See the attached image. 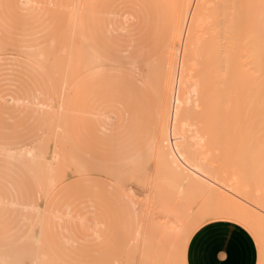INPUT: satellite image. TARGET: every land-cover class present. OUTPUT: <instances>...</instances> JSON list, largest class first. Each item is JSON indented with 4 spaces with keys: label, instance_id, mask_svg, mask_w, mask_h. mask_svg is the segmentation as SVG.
<instances>
[{
    "label": "rangeland",
    "instance_id": "1",
    "mask_svg": "<svg viewBox=\"0 0 264 264\" xmlns=\"http://www.w3.org/2000/svg\"><path fill=\"white\" fill-rule=\"evenodd\" d=\"M175 8L174 0H0V149L2 148L4 152V154L0 153V256H6L9 259L17 257L22 261V264H31V258L24 257L23 259L21 257V250L23 247L29 246L28 243L40 246V249L49 250L61 264H149L150 261H152L151 264L169 263L167 259L168 263L166 261L156 262V255H153L155 254L154 248L144 249L141 254L140 250L135 251L134 242L136 241L139 217L137 218V210L130 202V195H133L134 201H141L142 182L146 178H151L152 170L155 168L154 164L158 165L160 161L158 162L154 157L151 159L148 150L144 152L148 143L155 136L159 121L157 120L154 93L148 90L144 84L143 76H140L136 71L133 72L131 68L132 65H135L136 69L140 68L139 66H142L143 63L160 55L171 43L176 26L179 25V12H177V8L175 11ZM76 20H78L79 35L82 36L84 44L108 62L97 75L87 76L81 72L77 64L66 63L69 45L72 44L74 55H79L78 52L82 48L80 46L81 39L77 35L71 36L70 34ZM204 26H201L202 28L199 30L203 29L202 33H198L201 39L205 37L208 23H205ZM55 39L57 44L54 52L45 53L43 56L38 54L39 47L49 45ZM198 47L201 49L202 46ZM35 48L37 49L35 50ZM204 49L206 50L205 46ZM3 51L7 52L2 54ZM234 52L232 50V54L235 56ZM239 54L236 55L240 57L242 54L240 56ZM199 55L196 56L198 60L194 61V64L191 63L192 70L188 69L189 75L193 74L194 77H192L196 80L195 89L198 93L195 95L198 96L197 99L201 100L199 97L203 94L200 95V92H206L207 87H212L210 84L215 85L214 79H217L221 73L223 80L221 83L218 82L221 79L216 81L215 87H218L217 82L218 85L224 83V85L222 84L223 88L227 90V92L224 91L226 92L225 98L228 93L230 94L227 95L228 98H224V104L227 102L228 107L226 109L224 104L215 103L219 105L218 108L221 107L219 110L221 112L217 111L218 109L213 103L217 101L209 99L213 98L211 92L215 91V88L204 94L206 96L211 93L208 97H201L203 100L208 98L203 103L201 100L197 105L196 101L194 103L196 109L193 105L192 114H190L192 116L188 117L191 123L193 120V123L188 125L193 126L181 133V130H178L185 139L180 138L182 137L180 135L178 137L183 139L181 141L188 142L190 141L188 137L193 136V133L200 132L199 135L204 137L203 143L198 146L185 142L183 145L178 144L181 147L180 154L182 152L184 154L187 150L193 151V153L196 151L198 153L194 155L197 157H206L207 161L204 164L206 172L207 168H211L212 172L215 167L217 170L214 171L222 172L220 174L222 177L225 174L227 180L228 178L238 179L241 176L239 182L242 181V176L244 180L245 178L249 180L252 177L250 182L242 181L244 186L240 188V191L247 190V194L250 193V196L253 193L258 195L259 189L260 193H264V181L261 176L257 178L255 174L251 173L255 169L252 170L254 166L252 161L254 159L256 161L258 156H260L258 160H262L264 156V147H262L264 144L261 143L264 142V138H261L264 135V108H257L261 103H258V98V102L255 101L259 95H254L255 99L248 96V100L247 95L249 94L246 93L249 92H246L248 90L245 89L246 84H252V81L256 84V81L264 82V78L261 77L263 74L258 75L259 72L264 71V67L257 72V69H252L251 66L243 64L244 67L239 62L237 67L236 62V66L232 62L233 66L228 65L230 67L227 70L224 69V63V66L220 68V64L219 68L224 69L222 71L226 74L224 75L219 69V73L215 74L218 76L215 78L213 72L216 73V70L214 71L213 67L209 65L210 62H213L209 60L208 64L205 63L202 66L204 57H201L203 55L201 52ZM196 57L195 59H197ZM223 57L225 58V55ZM230 59H228L229 64L232 61ZM225 62L227 61L225 60ZM237 68H240L241 71ZM237 74L243 75L238 77ZM251 74L256 78L249 76ZM228 75L230 76L228 77ZM206 76L209 80H213L208 81ZM200 78L202 79L200 80ZM225 78L228 80L227 82ZM231 80L234 81L231 82ZM205 82L207 87L204 88ZM241 82H243V86H241ZM239 84H241V88L238 87ZM261 84L259 83V85ZM228 85L231 86L230 89H228ZM262 85L264 87V83ZM250 86L248 85L247 89L249 88L252 92L253 88L251 87V89ZM242 90L243 92L246 90L244 94L242 93L246 97L241 94ZM256 90L260 92L261 96L264 93V88L261 89L262 93L260 90ZM220 91L219 93L215 91V93L221 94L223 90ZM222 97L220 100L223 99ZM214 98L218 100V96H214ZM260 100L264 101L261 97ZM209 101L215 108L211 107L212 104ZM205 102H208V106L204 104ZM255 105L257 106L255 107ZM250 106L254 108L252 109ZM241 108L243 112H241ZM248 108H251V111ZM222 109L224 114L220 115L223 113ZM203 115H209L211 118L206 117L210 120ZM213 115L214 117H212ZM223 115L225 117L222 118ZM256 115L258 116L256 117ZM58 118L62 119L58 120ZM205 118L209 122L204 121ZM256 118L261 121L259 122ZM212 120L219 124H209L213 122ZM59 122L63 126H60ZM246 123H248V127L244 126ZM258 124L260 128H258ZM222 125H224L223 129L227 127L229 131L227 128L224 129L225 133L217 131H221ZM203 129L206 130V134ZM247 130L248 132L250 130V134L253 136H250ZM247 133L248 137L245 135ZM256 137L258 140H263L257 142ZM245 139L248 141H244ZM53 142L56 145H52ZM241 142L244 144L249 142L254 149L257 146L254 142H257L258 145L260 143L262 146L259 145L260 150L256 151L261 154L257 155L258 153L254 150L255 154L253 152L252 154L257 157H252L250 153L253 148L246 143L247 149L242 147L243 151H246L244 154L248 156L249 151L247 150L250 149V158L254 159L249 162L250 159L247 157L245 160L246 157L239 148L245 146L244 144L239 146ZM24 145L36 147L38 152L44 149V151H48V148L50 149L52 146H59L57 148L60 150L62 148V152L68 150L63 153L70 157L69 159H73L72 162H79L81 156L86 155L88 157L86 171L78 172L71 164L69 166L72 167H67V172H63L64 176L61 174L60 180L57 178L58 181L55 178L51 189L48 188L47 191L44 189V191L45 183L40 184L41 180L39 181V177H41L39 168L28 167L25 158L21 157L22 159L18 161L15 158L7 157L4 151L5 149L14 152L18 149L17 152H19L23 148L20 146ZM69 145L72 148H68ZM261 149L262 152H259ZM193 153L189 154L191 158L186 153L185 156L181 154L183 159L189 156V159L183 160V162H190L194 165L195 161L192 162V160L193 157H196L192 156ZM17 154L20 155V153ZM15 155L13 156L17 157ZM241 157L244 160L241 161ZM154 161L157 162L154 163ZM238 161L248 163L251 167L247 169L250 168L249 171L252 175L249 173L246 175L248 170L245 171V167L247 166L243 164L242 167ZM260 162H264V159ZM262 164L258 163V168ZM237 166L243 168L242 172L239 170L243 174L237 172ZM255 167L257 168L256 165ZM261 168L264 169V167ZM156 169L152 178H161L162 174L159 175L162 172L161 168ZM87 173L89 174L87 175ZM258 174H262V172ZM209 175L211 176V174ZM248 175L251 176L249 179ZM178 177L180 178H178L177 184L180 185V188L186 190L193 188V182L186 180L183 175ZM262 178L264 180L263 176ZM258 180L262 181V185ZM128 186L133 189L132 194L126 191ZM255 186L257 189L252 188ZM215 192L217 194V191ZM230 223L241 228L244 227L243 229L250 236L252 235L258 252L257 264H264V247L261 249L258 245L259 242L254 239L253 233L239 223L234 221ZM141 255H147L148 258L145 256L147 259H143ZM150 256H152V260ZM140 259L143 262H140ZM172 261V264H177L178 258L175 257Z\"/></svg>",
    "mask_w": 264,
    "mask_h": 264
},
{
    "label": "bare ground",
    "instance_id": "2",
    "mask_svg": "<svg viewBox=\"0 0 264 264\" xmlns=\"http://www.w3.org/2000/svg\"><path fill=\"white\" fill-rule=\"evenodd\" d=\"M174 2L176 4L177 12H179L178 13L179 14V18H178L179 19V21H178L179 25L177 26L176 32L173 35L171 43L153 61L142 65L143 67L139 66L140 68H137L138 70L136 69L135 66H132V68H131V69H133L132 70L133 72L136 71L140 74V76H143L142 77V78H144L143 82L145 80L144 84H146V86L148 87V90H150L152 93H154V97H155L154 100L156 102V107H157V120H159V121L157 122L158 124H157V128H156L155 136H153L154 138L148 143L147 149L144 150V152L148 150V155H150V158L154 157L158 162L160 161L158 165H160L161 167H159L157 165V163H156L157 161H154V163H156V165L154 164L153 167H155L157 169L161 168V171H162L159 173V175L162 174L161 178H152V177H154L153 174L155 172L154 171L155 168H154V170L151 169L153 171L151 178H146L142 182V199H141V201H139V202L134 201L133 195L132 196L130 195V201L132 203V206L137 210L136 211L137 218L139 217L138 229H137L136 238H135L136 241L134 242L135 249H136L135 251L140 250L139 252L141 254V253H143L144 249L154 248L155 254H153L151 252L150 253L153 255H156V258H155L156 262L162 263L164 259H169V263L167 262L168 260L166 261V263L171 264L170 261L175 259V257H177L178 258L177 264H184L183 263L184 251H185V247H186V244H187L189 238L199 227H202V225L206 224L207 222H212V221L213 222H216V221L217 222L218 221H234L236 223H239V224L247 227L253 233L254 239L257 242H259L258 245H260V247L262 249V247H264V193L262 191H261L262 193H260L259 192L260 189H259L257 191L258 195H255L253 193V195L250 196L249 195L250 193L247 194L248 193L247 190L246 191H242V190L240 191V188L244 186V182L242 183V181H245V180L249 181V182L251 181L252 177L249 176L251 173L255 174V176L257 178H258V176H259V178L261 176L262 181H264L262 178V176L264 177V173H263L264 169L261 168V167H264V166H262V165H264V162H260L264 159V156H263L262 160L261 159L258 160L260 156H258V158H256L257 156L256 155L253 156V154H252V152L254 150L255 151L260 150V146H262V145H260V143H259V145H260L259 146L257 144V142L262 141L263 139L258 140L257 139L258 137H256L257 142H254V144L257 145L256 149H254L252 146H250L251 144H249V142H251V141L246 142L247 144H249V147L253 148L251 153H250V149H248L247 151H249V153L252 154V157L256 158V161H254L255 160L254 158H253L254 160L250 158V154L248 152H247L248 156L246 154H244V152H246V151H243L242 147H245V150H246L248 147V145L246 143L244 144V142L243 143L241 142L239 144V146L241 144H244L245 146H241V147L237 146L240 148V151L246 157L245 158L243 156L245 158V160L247 159V157H248V159H250V160H248L249 162L253 160L252 161L253 163L251 162L254 165L252 170L255 168L254 169L255 171L253 170V172L250 173V171H249L250 168H249V170L247 168L251 167V166H249L248 163L247 164L244 162L240 163L238 161L242 167L244 166L243 164H245L247 166V167H245L246 168L245 171L248 170V172L246 171V175L249 173V175L247 176L248 179H249V177H251L249 180H247L246 178L244 180L243 176H242V181L240 180V182H239V179L241 176L238 179L235 177L236 179L228 178V180H227V179H225V176H224L225 174L222 177L220 175L222 172L217 173L214 171V170H217V169H215V167L213 168L212 172H211V168L210 169L207 168L206 169L207 172L210 171V173H207L205 171V168H204V164H206L205 161H207V160H205L206 157H203V156L197 157L196 155H194V154L198 153L196 151H194V153H193V151L189 152V150H187V152H184V154L185 153L188 154V152H189V154L193 153L192 156L196 157V158L193 157V160H192V162L195 161L194 165L190 162H188V163L183 162V160L186 161V159L191 158V156L188 154L190 157L188 156L189 157L188 158L186 156V158L184 157L185 159H183L181 157V154H182V156H185V155L183 154V152L180 154L181 151L179 149H181V147L178 144L183 145L185 140L184 141H181V140H183L185 138H183V136L179 134L178 130L179 131L181 130L180 131V133H181L182 131L188 130L189 127L193 126V125H188V124L193 123V120H192V123L188 120L189 115L192 114V109H191L192 106L194 105V103L196 101H197L196 103L198 105L199 101L203 100L204 97L205 98L208 97L211 93H212L211 96H213V98L210 97L209 99H211V101L212 100L217 101V102H213V103L217 107V109H218L217 111L221 112V111H219V110H221V107L218 108L219 105L218 104L216 105L215 103L220 102L223 105L225 99L228 98L227 95H230L228 93L226 95V98H225L224 95L226 94L227 90H226V88H225V90L223 88L224 83H222L223 85L220 84L221 86L218 85V82L221 83V81L223 80L222 74L219 73V71L221 70L220 68H222V66H224V63H225L224 69H227L228 67L233 66V65L236 66V64L238 67L239 62H240V65H242V66L246 65V66H251L252 69H254V68L257 69V72H258V70L261 71L260 69H263V67H264V0H174ZM204 19L206 21L202 22V20H204ZM77 23H78V20H76V22L73 24V27L70 31V34H71V36L77 35L81 39L82 36L79 35L80 32H79V28H78L79 26ZM205 23H208V27L206 28V32L204 34L205 37L203 35L204 38L201 39L199 37L198 33H200V32L202 33L203 29L201 31H199V30H200V28H202L201 26H204ZM70 42H72L71 39H70ZM81 42H82V44H80V46H82V48L78 52L79 55H74L72 52V46H71L72 44L69 45L70 48L67 50L68 51V54H67L68 57H66V63H70L71 65L77 64V67L81 70V72L87 76H91V75H95V74L97 75V73L102 71L101 70L102 67L104 65H106L108 62H106L105 60H103V59L99 58L97 55H95L91 51V49L84 44V40L82 41V39H81ZM56 44H57V40H54L51 44L49 43V45H45L43 47L38 48V51H39L38 54L43 56L45 53L54 52ZM199 45L202 46L203 48L200 47L201 49H199V47H198ZM204 46H205L206 50L204 49ZM0 48H1V46H0ZM5 49H6V46H5ZM36 49L37 48H35V50ZM198 49L201 52V54H203L201 57H204V59H203L204 62L202 61V66H203V64L205 65V63H207L210 60L213 63L208 62L209 65L213 67L214 71L216 70L215 71L216 73L213 72L215 78H217V76H218L215 74H218V73L220 74L217 79H214L215 85H216V81L221 79L217 82L218 87H215L214 84L213 85L210 84V86H212V87L208 88L206 85V82H205L206 86L203 85V87L204 88L207 87L206 89H208L209 92H211L210 89H213V88H215V91L217 93H219L221 88L223 90V91L221 90L222 91L221 94H217V93H215V91H212L209 95L207 94L206 96L204 94H206L208 90H206V92H204V93L199 91L200 95L203 94V96H201L203 98L199 97L201 100H198L197 99L198 96L195 95L196 93H198V92H196V89H195L196 80L193 78L194 77L193 74L189 75V73H188V69L189 68L191 69L190 66H192V64H194L196 62V60H198V58L196 57L197 55L200 54ZM27 50H29V49H27ZM202 50H203V52H202ZM204 50H205V52H204ZM232 50L235 51L234 53H235V56H237V57H235L232 54ZM5 52H7V51H5ZM5 52L3 51L2 54H4ZM19 52H21V51H19ZM225 53H227V54H225ZM239 53H241L242 55ZM31 54H32V52H31ZM223 54L225 55V58L223 57L224 56ZM236 54H239V56L240 55L241 56L238 57V55H236ZM20 55H23V54H20ZM25 55H28V54H25ZM40 55H38V56H40ZM226 55H228V56L226 57ZM27 57H29V56H27ZM195 57L197 59H195ZM230 58H232V59H230ZM29 59H30V57H29ZM228 59H230V61L232 60L230 64H229ZM225 60L228 63L225 62ZM242 60H243V62H242ZM47 61H48V59H47ZM235 62H236V64H235ZM207 64H206V67H207ZM228 65H230V66H228ZM217 69H218V71H217ZM224 69H222V70H224ZM237 69H240V68H237ZM227 70H229V69H227ZM243 70H244V68H243ZM240 71H241V69H240ZM252 71H254V70H252ZM222 72L224 73V71H222ZM230 72H232V71H230ZM242 72H244V71H242ZM208 74H209V72H208ZM225 74L226 73H224V75ZM243 74H240V75L237 74V75H238V77H241V75H243ZM259 74H260V76L263 74L261 77L264 78V71H262V73L259 72L258 75ZM204 75H205V73H204ZM229 76L230 75H228V77ZM249 76H252V74ZM228 77H227V79H228ZM252 77H255V76H252ZM201 79L202 78H200V80ZM207 79H208V77H207ZM227 79L225 80L226 82L228 81ZM232 79H234V78L232 77ZM212 80L208 79V81H210V82ZM258 80H259V77H258ZM233 81L234 80H231V82H233ZM256 82H257V84L254 83V81H252L253 85L251 83L246 84L245 89L248 91L244 90V92L245 91L249 92V93H246V94H249V95H247V99H248V96H251L250 97L251 99L252 98L255 99V97L257 95H259L261 97V99H264V93H262L263 90H261L262 88H264V87H262L263 86L262 84L264 82L263 81L259 82L260 84L263 82L261 85H259L258 81H256ZM241 83H242V85L239 84V86H238L239 88H241V86L244 85L243 82H241ZM227 84H229V83H227ZM250 84H251V86H250ZM234 85H236V84H234ZM248 85L250 86V88L251 87L253 88L252 92L257 91L256 89L260 90L262 93V96H261L259 91L254 92V93L250 92L249 88L247 89ZM230 87L231 86H229V88L228 87L227 88L230 89ZM254 87L256 88L255 90H254ZM204 88H203V90H205ZM219 88H220V90H219ZM234 89H235V86H234ZM234 89H233V92H234ZM199 90H201V89H199ZM224 91H226V92H224ZM229 91H231V90H229ZM244 92L242 90L241 94L242 93L244 94ZM258 92H259V94H258ZM231 93H232V91H231ZM254 95H256V96H254ZM214 96L215 97L218 96V100L216 98H214ZM220 96L221 97L224 96V97H222L223 102H221L222 100H220L221 99ZM259 96L256 97L255 101L258 102V100H257V98H258L259 99L258 103L261 102L260 106L255 105V107L257 106V108L260 107V109H262V108H264V101L260 100ZM219 97H220V99H219ZM244 97H246V95ZM207 99H205V100H207ZM205 100H203L202 103ZM229 100H230V98H229ZM211 101H209L212 104V106L211 105L210 106L213 107V103ZM242 102H243V100H242ZM252 103H254V102L252 101ZM204 104L206 106H208L207 105L208 102H205ZM225 104H224V107L226 106V109H227V107H228L227 102ZM200 106H201V103H200ZM215 106L213 108H215ZM239 106L241 107V105H239ZM253 106L252 107L250 106V107L253 109L254 108ZM59 107L62 108L61 106H59ZM194 107H195V105H194ZM222 108H223V106H222ZM251 108L250 109L248 108V109L251 111ZM55 109H57L56 106H55ZM195 109H196V107H195ZM210 110H212V109H210ZM214 110H215V113H217L216 109H214ZM236 110H237V107H236ZM241 110H242V108H241ZM56 111H59V110H56ZM222 111H223V109H222ZM263 111H264V109H263ZM241 112H243V110ZM210 113H212V111H210ZM260 113H262V112H260ZM222 114H224V111L220 115H222ZM254 114H257V113H254ZM214 115L212 117H214ZM190 116H192V115H190ZM206 116L209 117V115H205L204 117H206ZM216 116H217V114H216ZM251 116H253V114H251ZM257 116L258 115H256V117ZM208 117H206V118H208ZM223 117H225V116L223 115L222 118ZM206 118L204 121H207ZM209 118H211V117H209ZM218 118H219V116H218ZM263 118H264V116H263ZM59 119H62V118H58V120ZM209 120L207 122H209ZM228 120H230V119H228ZM239 120H241V119H239ZM256 120L259 121V118L258 119L256 118ZM219 121H221V120H219ZM224 122H225V120L223 121V123ZM62 123H64V121ZM196 123H197V121H196ZM217 123L218 122L215 123L213 121L212 123H209V124L212 125V124H217ZM220 123L223 124L222 122H220ZM228 123H230V122H228ZM232 123L234 124V122H232ZM198 124H197V126H198ZM247 124L248 123H246V125H244V126L248 127ZM263 124H264V119H263ZM59 125L63 126V124H60V122H59ZM211 125H206V126L210 127ZM229 125H231V123ZM223 126L224 125H222L221 128ZM225 126H226V124H225ZM52 127H54V126H52ZM249 127H251V126H249ZM221 128H219V129H221ZM226 128L227 127H225L224 129L226 130ZM258 128H260L259 124H258ZM59 129H61V128H59ZM224 129L222 128L221 131L220 130H217V131H219V132L223 131L224 132ZM230 130H231V128H230ZM197 131H199V130H197ZM205 131L206 130H204V132ZM217 131H216V133H217ZM227 131H229V129ZM186 132H184V133H186ZM201 132H202V130H201ZM247 132H248V130H247ZM184 133H182V134H184ZM199 133H195V134L193 133V136L188 135V136H191L190 138L188 137V139H190V141H188V142L186 141L185 143H187L189 145H194V146L195 145L198 146V145L202 144L204 137L200 136ZM213 133H215V132H213ZM248 133L250 134V130ZM248 133L245 135L247 136ZM263 133H264V131H263ZM43 134H45V133H43ZM205 134H206V132H205ZM227 134H228V132H227ZM179 135L182 136L180 138H183V139H180L178 137ZM251 135L252 134H250V136ZM256 136H257V133H256ZM262 136H261V138H264V135H262ZM208 137L210 138V136H208ZM205 138H206V135H205ZM241 139L243 140L244 137ZM244 141H248V140L245 139ZM54 142L52 143V145L54 144ZM180 142H182V143H180ZM261 143L264 144L263 141ZM32 145H33V143H32ZM54 145H56V144H54ZM203 145H205V144H203ZM24 146H20V147H23L22 149L19 147L21 149L19 152H17L18 149L15 150L17 147L16 148L14 147L15 148L14 152L20 153V155L17 153H14L13 151H12L13 152L12 153L10 150L7 151L4 148L3 149L6 152L7 157L15 158V160H18V161L21 160L22 158H25V160L27 161L28 167H32V168L38 167L39 168V171H40L39 176H41V177H39L40 178L39 181L41 180L40 184L45 183V188H43V190L50 188L53 185L55 178H56V180H57V178H59V180H60V178H61L60 175L61 174L63 175L65 172H67L66 169H67V167H72V166H69L71 164L74 165L75 169L78 172L86 171L87 157H85V156H81V160L79 162H76V161L72 162L73 159H69L70 157L65 155V153L68 152V150L67 151L63 150V152H65V153H63L61 151L62 148H61V150L59 148H57L59 146H57V147L52 146L50 149L48 148V151H44L45 150L44 149V150H41L40 152H38L36 147H28V145L25 147ZM26 147H28V148H26ZM257 147H259V149H257ZM262 147H264V146H262ZM68 148H72V147H70V145H69ZM196 148H198V147H196ZM42 151H44V152H42ZM259 152H262V149ZM0 153L4 154L2 148L0 149ZM256 153H258V152L256 151ZM15 154L17 155V157L13 156ZM260 154L261 153H258L257 155H260ZM204 156H206V155L204 154ZM71 157H73V156H71ZM74 157H76V156H74ZM242 160H244V159H242V157H241V161ZM77 161H78V159H77ZM149 161H150V159H149ZM187 161H189V160H187ZM258 163H263V164L259 165V168H258ZM255 165L257 166V168L255 167ZM241 166L240 167L237 166L236 169L238 170L237 171L238 173L243 174V173H241L243 171V168ZM133 167H135V166H133ZM205 167H207V166L205 165ZM38 168H37V170H38ZM256 169H257V172H256ZM69 170H72V169H69ZM239 170H241V172ZM261 172H262V174H258ZM185 173H186V175H185ZM88 174L89 173H87V175ZM207 174L208 175L211 174V176L213 175V177H211L210 175L208 176ZM217 174H219V175H217ZM256 174H258V175H256ZM37 175H38V172H37ZM180 175L181 176L183 175V177H185L186 180L193 182L194 183L193 188H190V189L187 188V190L180 188V185L177 184L178 178H180L178 176H180ZM244 176H245V174H244ZM37 177H36V179H37ZM156 177H157V175H156ZM254 177H253V179H254ZM215 178L217 181L215 180ZM224 180H226V181H224ZM222 181H224V182H222ZM258 181L262 185V181H260V180H258ZM61 182H63V181H61ZM227 182H228V184H227ZM252 182H254V181L252 180ZM256 182H257V180H256ZM257 185H259V184H257ZM54 186L56 187L55 184H54ZM39 187H41V186H39ZM55 187H54V189H55ZM37 188H38V186H37ZM252 188L255 189L256 186L252 187ZM132 190L133 189L130 186H128L126 191L128 193L132 194ZM39 191H41V189H39ZM215 191H217V194H215L216 193ZM44 198H46V197H44ZM40 219H41V217L39 218V220ZM27 245H29V246L23 247V249L21 250L22 251L21 257L23 259H24V257L31 258L30 259L32 262L31 264H61L60 261L58 259H56L49 250L40 249L39 248L40 246L38 247L37 245L31 244L32 245L31 246L28 243H27ZM133 253L135 254V252H133ZM14 254H16V253H14ZM140 254H138L139 255L138 257H140ZM144 254H146V253H144ZM145 256H147V255H145ZM145 256L141 255V257H143V259H147L148 256H147V258ZM17 259H18L17 257H15L14 259H9V257L0 256V261L3 264H22V261H20L19 259L17 260ZM150 259L152 260V256H150ZM19 261H20V263H19ZM140 262H143V260L140 259ZM151 262L152 261H150L149 264H151Z\"/></svg>",
    "mask_w": 264,
    "mask_h": 264
},
{
    "label": "crops",
    "instance_id": "3",
    "mask_svg": "<svg viewBox=\"0 0 264 264\" xmlns=\"http://www.w3.org/2000/svg\"><path fill=\"white\" fill-rule=\"evenodd\" d=\"M176 25H177V13H176ZM91 51L99 58L103 59L92 49ZM155 58L143 63L142 65L153 61ZM83 156L87 157L86 155ZM230 222L231 221H218V222L216 221V222L208 223L203 227H201L200 229H198L197 231H195L191 235V237L189 238L186 244L183 263L184 264H257L258 252H257L256 244L253 238L251 237L252 235L250 236V234H248V232H246L243 229L244 227L241 228L240 226ZM164 261H166V259H164L163 262ZM170 262L171 264L173 263L172 260Z\"/></svg>",
    "mask_w": 264,
    "mask_h": 264
}]
</instances>
